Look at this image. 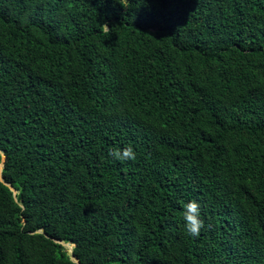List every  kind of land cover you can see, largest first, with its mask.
I'll use <instances>...</instances> for the list:
<instances>
[{
	"label": "trees",
	"instance_id": "trees-1",
	"mask_svg": "<svg viewBox=\"0 0 264 264\" xmlns=\"http://www.w3.org/2000/svg\"><path fill=\"white\" fill-rule=\"evenodd\" d=\"M2 164L0 264H264V0H0Z\"/></svg>",
	"mask_w": 264,
	"mask_h": 264
},
{
	"label": "clouds",
	"instance_id": "clouds-1",
	"mask_svg": "<svg viewBox=\"0 0 264 264\" xmlns=\"http://www.w3.org/2000/svg\"><path fill=\"white\" fill-rule=\"evenodd\" d=\"M103 28L108 29L106 25ZM110 155L114 160L118 161H134L136 159V152L131 145L123 149H113ZM201 217V205L195 201H189L184 205L183 219L185 222V229L191 237H199L201 229L204 227V222Z\"/></svg>",
	"mask_w": 264,
	"mask_h": 264
},
{
	"label": "water",
	"instance_id": "water-1",
	"mask_svg": "<svg viewBox=\"0 0 264 264\" xmlns=\"http://www.w3.org/2000/svg\"><path fill=\"white\" fill-rule=\"evenodd\" d=\"M3 167H4V164H2L0 167V181H3V176H2ZM9 187L14 192V195H16L17 191L12 186H9ZM63 245L69 249L71 254L73 253V246L66 244V243H63ZM72 260L75 262H78L74 257H72Z\"/></svg>",
	"mask_w": 264,
	"mask_h": 264
}]
</instances>
